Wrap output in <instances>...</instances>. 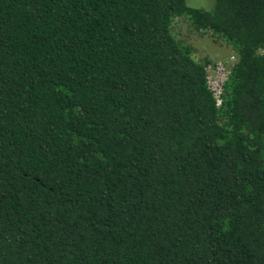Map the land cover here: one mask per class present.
<instances>
[{"label":"trees","instance_id":"16d2710c","mask_svg":"<svg viewBox=\"0 0 264 264\" xmlns=\"http://www.w3.org/2000/svg\"><path fill=\"white\" fill-rule=\"evenodd\" d=\"M0 264H264V0H0Z\"/></svg>","mask_w":264,"mask_h":264},{"label":"rangeland","instance_id":"374dc122","mask_svg":"<svg viewBox=\"0 0 264 264\" xmlns=\"http://www.w3.org/2000/svg\"><path fill=\"white\" fill-rule=\"evenodd\" d=\"M216 0H187L192 8L211 10ZM175 35L190 45L196 60H208L210 86L215 93L220 92L230 68L237 61V54L223 41L214 39L209 32L195 31L188 19H179L174 23Z\"/></svg>","mask_w":264,"mask_h":264},{"label":"built area","instance_id":"2783aa9c","mask_svg":"<svg viewBox=\"0 0 264 264\" xmlns=\"http://www.w3.org/2000/svg\"><path fill=\"white\" fill-rule=\"evenodd\" d=\"M208 71V70H207ZM209 72V71H208ZM209 74V73H208ZM226 78H227V76H226ZM226 78H225V80H226ZM225 80H224V82H225ZM223 82V83H224ZM209 85H210V81H209ZM223 85V84H222ZM211 87V86H210ZM212 89V88H211ZM221 90H222V87H221V89H220V92H218V93H215L214 92V90L212 89V91L215 93V96H216V98H217V102H218V105H220L221 104V99H220V95H221Z\"/></svg>","mask_w":264,"mask_h":264}]
</instances>
